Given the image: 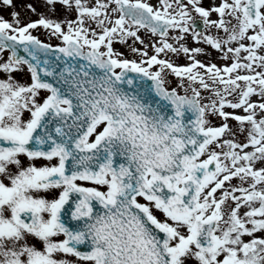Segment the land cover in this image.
Returning a JSON list of instances; mask_svg holds the SVG:
<instances>
[{
  "label": "snow or ice",
  "instance_id": "6c2138e0",
  "mask_svg": "<svg viewBox=\"0 0 264 264\" xmlns=\"http://www.w3.org/2000/svg\"><path fill=\"white\" fill-rule=\"evenodd\" d=\"M46 4L53 13L61 5L65 18L22 24L19 12L11 22L0 15V53H11L0 62V264H264V0ZM193 13L223 35L198 31ZM41 26L62 39L63 65L41 60L53 51L32 34ZM141 28L160 38L153 55L133 46L149 47ZM183 34L231 64L197 60L204 49L186 46ZM114 42L141 59L125 58ZM23 66L30 85L12 75ZM169 73L177 88L166 86ZM73 195L71 219L83 221L75 229L63 219ZM86 243L90 251H81Z\"/></svg>",
  "mask_w": 264,
  "mask_h": 264
},
{
  "label": "rangeland",
  "instance_id": "374dc122",
  "mask_svg": "<svg viewBox=\"0 0 264 264\" xmlns=\"http://www.w3.org/2000/svg\"><path fill=\"white\" fill-rule=\"evenodd\" d=\"M149 3L153 4L154 6H158L157 5V0H148ZM221 2V0H201V3H202V6H204L205 8H208L209 6L213 5V4H216L218 5L219 3ZM31 4L33 8L36 9L35 12L31 11L27 5ZM56 8V11L55 13H53L51 10H50V6H48L46 4V0H18V12L20 13V20H21V23L24 22V21H27V20H33L36 21L38 19H40L41 15H43L44 17L46 18H50V19H55V20H63L65 18L64 16V9L61 5L57 4L55 6ZM193 16L194 18L197 17L198 15L193 13ZM71 19H75V16H71L69 17ZM218 16L217 14L213 13L212 16H211V19L215 20L217 19ZM94 26V25H93ZM39 30L40 32V36L42 37H45L51 41H59L60 38H57L56 36H53L51 34V30L50 29H44L42 26L39 27ZM48 32L50 33L48 35ZM206 32L209 34V35H223L222 32L220 33H217V31L215 29H206ZM138 35L145 41V44H148L149 47L147 49H144V45H141L139 42H136L133 46L137 47V48H140V49H143V50H147L148 53H149V56L150 55H153L155 54L154 53V50L153 48L151 47L152 44H157L158 45V42H159V37L158 36H154L151 34V32L148 30V29H144V28H141L139 31H138ZM177 35H181V33L179 32L178 29H170L169 30V36L170 37H174V36H177ZM185 35V40L184 41H181L183 43L186 44V46H188L189 48H196V47H200L202 49H204V53L202 54H199L196 56V59L197 60H200L201 62L205 63V64H216L218 67H225L227 66L229 63H231L232 61L231 60H224L222 59V53L218 52L217 50H214L212 49L209 45L203 43V42H200V43H197L196 41H194L192 39V36L191 34H183ZM50 36V37H49ZM169 43H173L174 46H177L179 45L180 42H177L175 40H172V39H169L168 41ZM133 43L132 39L130 38L128 40V45H131ZM233 46H235V44H233ZM113 48L115 51H119V52H122L124 54V57L125 58H128V59H135L137 61H139L141 58L132 53L130 51V48L125 45V44H121L119 42H114L113 44ZM241 55H246L245 53H241ZM159 58H162V59H169L171 61H173L176 65L178 66H184V65H187L188 63H190V61L188 60V58L183 54V53H180L179 55L177 54H174V53H167V55H165V53H161ZM155 67V66H154ZM259 70V69H258ZM241 74H246L244 72H241ZM166 81L171 84V85H174L177 87L178 83H179V78L175 77L174 75L172 74H168L166 76ZM202 95L205 96V97H208L210 94L207 93V92H202ZM229 99H232V97H229ZM251 100L253 101H259L260 100V97L258 96H253L251 97ZM209 101L206 99L205 100V103H208ZM225 111H228V112H235L236 114H240V115H243V110L242 109H237V110H233V109H229V108H226ZM211 120V123L212 125H220L222 123V120L219 118V117H211L210 118ZM230 127L234 128V129H238L239 125L236 121L234 120H229L228 121ZM243 136H240L239 137V140L241 142H243ZM232 184H239V181L234 179L232 182ZM226 187H228V185L226 184ZM219 194V192H218ZM239 195V193H237Z\"/></svg>",
  "mask_w": 264,
  "mask_h": 264
},
{
  "label": "flooded vegetation",
  "instance_id": "af4514ba",
  "mask_svg": "<svg viewBox=\"0 0 264 264\" xmlns=\"http://www.w3.org/2000/svg\"><path fill=\"white\" fill-rule=\"evenodd\" d=\"M13 5L14 7L12 8H7L5 9L3 5H0V15H2L5 19L9 20L11 22L12 18L10 16V12L12 11H16L18 12V0H13ZM11 55L10 51H5L4 53H0V62H6L8 57ZM24 71H19V72H13L12 75L14 77L15 80H17L19 83L24 84V85H30L32 83L31 78H28L27 76L24 77ZM7 78V74L0 72V79H6ZM47 95H49L48 92H46L45 90H41L40 92V96L41 98H46ZM42 102V99L41 101ZM29 114L25 113V118H28ZM92 139V138H90ZM78 184H80L81 186H85V187H98L100 190L102 191H106V186H97L95 185L93 182L91 181H77ZM59 190H57V195H58ZM95 203V202H94ZM75 204V195H73L70 199L69 202V206H68V211H67V217L68 218V222H69V226L71 224V222L73 221L71 219V211L72 210V206H74ZM101 206L99 204H96V208H100ZM64 237L61 236L60 239H63ZM73 260H75V258H72Z\"/></svg>",
  "mask_w": 264,
  "mask_h": 264
},
{
  "label": "water",
  "instance_id": "95a60500",
  "mask_svg": "<svg viewBox=\"0 0 264 264\" xmlns=\"http://www.w3.org/2000/svg\"><path fill=\"white\" fill-rule=\"evenodd\" d=\"M52 49H53V51L47 55L49 57V59H48L49 62L52 63L53 65L57 64L58 62H62L63 63V59H61L59 61L56 60V57L57 56H62V54H60L58 52H55L56 47H52ZM19 54L22 55V56H25V58H27V54L22 53V52L19 53ZM39 56H40L41 60H44L43 56H46V55L43 52H41V53H39ZM73 63H75V62L73 61ZM57 71H58V69H57ZM130 75L135 76L136 74L130 73ZM147 83L151 84V81H148Z\"/></svg>",
  "mask_w": 264,
  "mask_h": 264
}]
</instances>
